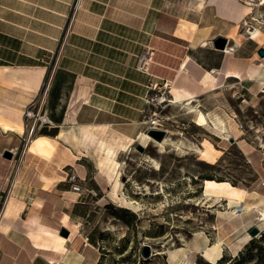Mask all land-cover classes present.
Here are the masks:
<instances>
[{
  "label": "crops",
  "instance_id": "crops-1",
  "mask_svg": "<svg viewBox=\"0 0 264 264\" xmlns=\"http://www.w3.org/2000/svg\"><path fill=\"white\" fill-rule=\"evenodd\" d=\"M72 2L0 0V81L14 82L16 78L37 83V88L24 85L25 92L9 94L15 95L13 102L19 110H5L6 117L0 113V264H98L101 258V252L85 235L80 213L95 209L97 180L91 171L82 170L81 161L86 156L68 144L65 132L58 129L49 136L56 143L48 158L30 152L24 156L17 182L5 197L11 164L2 153L19 146L22 132L4 124L22 126V111L40 89L46 74L42 63L52 62ZM127 2L79 0L70 27V43L64 44L57 61L63 78L89 83L85 99H79L80 105L85 101L88 106L85 113L90 122L77 123L76 127L107 129L121 140L138 141L147 126L146 121H140L144 108L140 86H146L147 81L163 85L172 96L171 104L173 100H192L195 106L206 107L211 116L220 113L216 107H226L233 93L252 94L255 98L263 93L264 57H259L257 51L264 49V27L245 21L254 10L264 18L260 0H245L244 4L239 0H208L207 7L204 5L192 20L162 12L159 7L150 24L148 46L153 48V55L147 74L131 66L124 51L120 59L105 57L97 63V57L102 56L96 47L92 50L94 41L98 42L95 36L123 34L129 27L124 21H116L130 19ZM241 21L246 25L245 37L237 30ZM109 25L111 30L119 31H108ZM217 37L227 40L224 50L213 47ZM87 40L88 53L93 57L79 61L76 55L87 51L82 47ZM33 68H41L35 76L30 75ZM131 73L136 81L130 79ZM131 82L137 85L135 91H131L135 87ZM76 94L82 93L75 91L74 99ZM98 119L102 122H96ZM76 185L79 192L73 190ZM246 192L243 205L251 206L248 212L259 216L264 209V193ZM251 194L255 195L254 203L247 202ZM72 224L77 231L72 230ZM61 229L67 231L66 237L60 235Z\"/></svg>",
  "mask_w": 264,
  "mask_h": 264
},
{
  "label": "rangeland",
  "instance_id": "rangeland-1",
  "mask_svg": "<svg viewBox=\"0 0 264 264\" xmlns=\"http://www.w3.org/2000/svg\"><path fill=\"white\" fill-rule=\"evenodd\" d=\"M239 1L244 4L245 0ZM75 3L73 0L66 24L57 38L52 62L42 63L46 74L40 89L26 106L35 117L24 118V123H36L34 135L51 136L58 129L65 132L68 144L86 156L81 161L82 170L95 174L97 205L92 212H80L81 223L86 226L89 241L101 252L98 264H212L209 257L217 242H221L222 257L216 264H264V221H257L256 213L234 216L233 209H227L225 202L213 208L196 204L203 197V179L226 180L243 190L264 193L261 185L264 181V88L257 98L252 94L233 93L225 108L216 107L220 113L214 116L207 114L206 107H198L208 120L199 127L192 122L186 108L170 103L172 96L163 85L147 81L146 86H140L144 103L140 121L147 122L144 134L150 130L164 132L163 137L168 140L161 150L146 138L130 143L107 129L76 127L77 123L90 122L85 113L87 104L84 101L80 105L89 91V83L63 78L57 66L64 44L70 43V27L79 8L75 9ZM205 4L208 0H162L160 4L159 0H128L125 7L130 19L116 20L129 25L124 33H119V28L111 30L109 25L108 31L118 33L95 36L98 42L94 41L92 50L96 47L102 56L97 57V63L105 57L120 59L124 51L130 65L147 74V64L153 55L148 41L155 10L157 13L161 7L162 12L192 20ZM245 21L264 27L262 13L255 10ZM237 30L245 37L244 22L241 21ZM88 42L82 46L87 51L77 54V60L93 57L88 53ZM142 61L146 65L141 66ZM40 69H30V75L35 76ZM130 79L136 81L132 73ZM22 80L0 81L2 115L10 108L19 110L13 102L15 95L9 94L25 92L24 85L37 88V83ZM47 84L46 93L42 94ZM130 84L135 86L131 91H135L137 85ZM75 91L82 93L76 94V99ZM38 117H45L50 123H42ZM172 141L180 144L182 151ZM138 145L142 146V152L137 150ZM148 158L158 163L157 169L145 161ZM69 178L74 181L73 175ZM73 188L75 192L80 191L77 185ZM254 196L251 194L247 202L254 203ZM129 199L136 200L139 207L129 203ZM253 225L260 234L250 238L247 230ZM143 242L151 249L148 258L141 256Z\"/></svg>",
  "mask_w": 264,
  "mask_h": 264
},
{
  "label": "bare ground",
  "instance_id": "bare-ground-1",
  "mask_svg": "<svg viewBox=\"0 0 264 264\" xmlns=\"http://www.w3.org/2000/svg\"><path fill=\"white\" fill-rule=\"evenodd\" d=\"M259 3H260V5H264V0H260ZM78 5H79V0L77 1V7H78ZM46 90H47V87H45L42 94H45ZM164 100H165V98L162 99L161 102H164ZM172 102H173V104H177V105H180V106L186 108L187 113L192 116V118H193L192 122L196 126L201 127L206 123V118H205L204 113L197 106H195L193 104L192 100H187L186 102H177V101L173 100ZM27 113H29V115H31L29 110L27 108H25V110L23 112V122L21 121L22 126H21V124L19 125V124H15V123L4 124V126H6L7 128H10L11 130H18L19 132L21 131L22 132L21 135L24 134V132H25L24 118L27 116ZM39 120L42 123H50L45 117H40ZM153 123H155V121H153ZM155 125H158V124L156 123ZM152 128L156 129V127H152ZM143 138H146L149 142L154 143V145L156 147H158L160 150L164 148V145L167 144V140H168V138L166 136L163 137L161 140H155L154 138H152L148 134H144V133L139 134L138 140L143 139ZM55 143H56V139L51 138V137L47 136L46 134H36V135L30 137L26 151H27V153L30 152V153L48 158L54 149ZM171 144L177 150L182 151L180 144L179 145L174 144L173 141L171 142ZM145 161L152 164L155 169L158 168V163L154 159L148 158ZM201 187L203 188V192H202L203 197H202V199L197 201L196 204L200 205L201 207L204 206L207 208H213V206L216 205L217 203H218L217 205L220 206V205H222V202H225L224 204H225L227 209H229V210L233 209L231 212L232 215L239 216V215H235L236 206H240V205L242 206L244 204L243 200H244L245 196L247 195V192L245 190L230 184L226 180L217 181L214 179H203ZM162 190L163 189H161L160 193L162 192ZM156 194H158V193H156ZM129 203L135 204L136 206L139 207V203L136 200L129 199ZM250 208H252V207L248 206V205H243L242 206V210H243L242 214H244L245 212H248L249 211L248 209H250ZM242 214H240V215H242ZM256 219H257V221H264V209L261 212H259V216H257ZM63 221L65 224H67L69 222L68 217L65 216ZM71 228L73 231H77L76 225L72 224ZM143 244H148V243L143 242ZM156 253H159V252L156 251ZM221 257H222L221 242H217L214 246L213 251L210 254V257H209L210 263L216 264L217 261L221 259Z\"/></svg>",
  "mask_w": 264,
  "mask_h": 264
},
{
  "label": "built area",
  "instance_id": "built-area-1",
  "mask_svg": "<svg viewBox=\"0 0 264 264\" xmlns=\"http://www.w3.org/2000/svg\"><path fill=\"white\" fill-rule=\"evenodd\" d=\"M77 1L75 3V9H77ZM143 60H145L143 58ZM141 61V60H140ZM146 65V62L142 61L141 62V66ZM29 110V109H28ZM30 114L27 113V116L25 117V119L29 120V118L35 117L34 113L32 111H30ZM40 117H38L39 120ZM36 121V120H35ZM263 124H264V118H263ZM36 123L33 122L32 124L29 123H25V132L23 134V136L20 137V144L17 147H13L10 148L8 151L11 153V158L9 159L10 164H11V171H10V175L7 177L8 180V186L5 192V197H7V195L10 193L11 189L13 188V186L16 184L17 182V177H18V172L20 170V167L22 165L24 156L27 154V145L29 143V139L31 136L34 135V133L36 132ZM261 185L264 186V181L261 182ZM243 213L242 210V206H236V211H235V215H240ZM255 226V225H254Z\"/></svg>",
  "mask_w": 264,
  "mask_h": 264
},
{
  "label": "water",
  "instance_id": "water-1",
  "mask_svg": "<svg viewBox=\"0 0 264 264\" xmlns=\"http://www.w3.org/2000/svg\"><path fill=\"white\" fill-rule=\"evenodd\" d=\"M226 43L227 40L223 37H217L213 40L212 45L215 49L217 50H223L226 47ZM257 54L259 55V57H264V49L260 48L257 51ZM148 135L151 136L152 138H154L155 140H161L164 136V132L163 131H155V130H150L148 132ZM137 150L139 152L143 151L142 146L138 145L137 146ZM2 156L6 159H10L11 158V153L8 150H4V152L2 153ZM260 234V230L256 227V226H250L247 230V235L250 238H254L257 237ZM60 235L63 237L67 236V231L65 229H61L60 230ZM151 255V249L150 246L147 244H143L142 246V251H141V256L143 258H148Z\"/></svg>",
  "mask_w": 264,
  "mask_h": 264
},
{
  "label": "trees",
  "instance_id": "trees-1",
  "mask_svg": "<svg viewBox=\"0 0 264 264\" xmlns=\"http://www.w3.org/2000/svg\"><path fill=\"white\" fill-rule=\"evenodd\" d=\"M108 207H110V206H108ZM100 260H101V258H100ZM100 260H99V261H100ZM98 263H99V262H98ZM236 264H237V263H236Z\"/></svg>",
  "mask_w": 264,
  "mask_h": 264
}]
</instances>
